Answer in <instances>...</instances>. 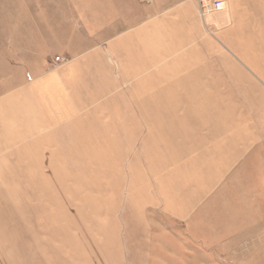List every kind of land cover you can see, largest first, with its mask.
<instances>
[{"label":"rangeland","instance_id":"374dc122","mask_svg":"<svg viewBox=\"0 0 264 264\" xmlns=\"http://www.w3.org/2000/svg\"><path fill=\"white\" fill-rule=\"evenodd\" d=\"M181 1L0 0V264H264V222L202 238L222 245L206 252L150 206L163 158L134 101L176 51L152 43L181 37L165 20ZM224 2L199 18L264 19V0H235L232 15ZM151 111L180 122V108ZM248 175L236 195L252 187L262 215L264 173Z\"/></svg>","mask_w":264,"mask_h":264},{"label":"crops","instance_id":"0c3cea01","mask_svg":"<svg viewBox=\"0 0 264 264\" xmlns=\"http://www.w3.org/2000/svg\"><path fill=\"white\" fill-rule=\"evenodd\" d=\"M225 1L234 14L235 0ZM165 20L182 22L181 37L171 43L148 37L150 44L176 45V51L167 46V68L152 71L155 78L134 101L140 113L150 111L133 125L141 136L159 138L163 158L158 172L165 180L150 206L182 222L196 247L221 252L222 245L207 249L202 238L253 236L252 221L264 222V214L255 213L252 187L246 197L235 187L244 174L251 180L248 174L264 173V19L201 20L199 0H183ZM158 108H180V122L155 116L151 110Z\"/></svg>","mask_w":264,"mask_h":264},{"label":"built area","instance_id":"2783aa9c","mask_svg":"<svg viewBox=\"0 0 264 264\" xmlns=\"http://www.w3.org/2000/svg\"><path fill=\"white\" fill-rule=\"evenodd\" d=\"M200 13L204 16L213 11H219L225 8L224 0H200Z\"/></svg>","mask_w":264,"mask_h":264}]
</instances>
